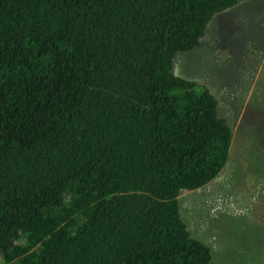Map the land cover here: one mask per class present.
Returning a JSON list of instances; mask_svg holds the SVG:
<instances>
[{
    "label": "trees",
    "instance_id": "obj_1",
    "mask_svg": "<svg viewBox=\"0 0 264 264\" xmlns=\"http://www.w3.org/2000/svg\"><path fill=\"white\" fill-rule=\"evenodd\" d=\"M245 0H0V264H211L177 197L231 131L174 57Z\"/></svg>",
    "mask_w": 264,
    "mask_h": 264
},
{
    "label": "rangeland",
    "instance_id": "obj_2",
    "mask_svg": "<svg viewBox=\"0 0 264 264\" xmlns=\"http://www.w3.org/2000/svg\"><path fill=\"white\" fill-rule=\"evenodd\" d=\"M171 71L208 89L231 131L223 168L202 188L180 192L179 217L211 264H264V0L216 15Z\"/></svg>",
    "mask_w": 264,
    "mask_h": 264
}]
</instances>
